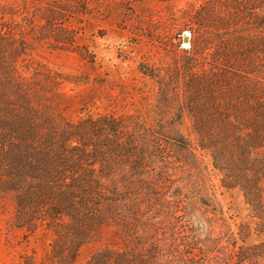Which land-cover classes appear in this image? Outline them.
Returning a JSON list of instances; mask_svg holds the SVG:
<instances>
[{"label": "trees", "instance_id": "16d2710c", "mask_svg": "<svg viewBox=\"0 0 264 264\" xmlns=\"http://www.w3.org/2000/svg\"><path fill=\"white\" fill-rule=\"evenodd\" d=\"M79 1L69 0L68 8ZM38 2L27 17L0 3V199L10 196L15 224L48 230L58 264H74L88 246L95 248L82 264H201L200 254L202 264L263 262L264 0H205L172 12L174 38L187 31L190 42L170 68L140 65L157 84L154 115L113 112L68 121L47 97L56 93L44 81H59L21 69L27 34L75 50L77 31L63 17L67 5L41 15ZM79 53L96 63L95 54ZM200 151L210 153L223 186L242 191L256 225H239L241 244L219 242V210L200 197L206 214L179 232H191L198 254H185L184 245L172 253L157 210L191 204L177 168L195 167ZM253 229L261 240L247 243Z\"/></svg>", "mask_w": 264, "mask_h": 264}, {"label": "rangeland", "instance_id": "374dc122", "mask_svg": "<svg viewBox=\"0 0 264 264\" xmlns=\"http://www.w3.org/2000/svg\"><path fill=\"white\" fill-rule=\"evenodd\" d=\"M205 0H174L172 3L158 0H81L76 7L68 8L69 0H41V15L54 6L67 5L68 12L63 14L68 25L77 31L75 50L56 49L51 40L36 41L30 34L26 37L30 43L29 54L21 61V69L40 72L42 77H55L57 82H48L52 92L47 97L54 98L55 110L65 120H78L80 117L99 113H147L154 115L158 94L156 82L143 73L140 65L148 69L170 68L171 62L178 61L180 51L189 45L183 40L189 36L185 31L181 39H175L171 32L172 12L182 9L188 3H202ZM17 6L23 15H29L38 0H0ZM80 8V9H78ZM85 8H88L86 12ZM28 11V12H27ZM19 18V17H18ZM179 41L182 42L179 46ZM80 52L88 51L96 56V63L84 60ZM163 71V70H160ZM29 73V72H27ZM59 92H67L70 99L62 98ZM167 109V117L172 114ZM139 117V116H138ZM195 167L178 166L181 177L188 182L192 198L187 207L185 202L164 203L160 215V232L163 239L170 243V251L175 253L179 245H184V253L198 254L196 240L190 233L179 234L187 227L192 228L199 216L206 212L199 198H205L209 204L219 210L220 221L216 231L221 228L222 239L219 242L237 244L239 225L248 223L256 225L251 210L242 191L238 187L228 188L222 185L221 173L213 166L209 152L200 151ZM169 190L174 189L170 183ZM165 190H157L162 195ZM167 193V191H166ZM162 203V202H160ZM177 206L178 212H170V206ZM182 206V208H180ZM160 207V206H159ZM187 208L189 214L182 212ZM176 209V210H177ZM181 209V210H180ZM14 204L10 196L0 199V264H58L51 255L52 234L43 228L29 231L15 224ZM174 217V218H173ZM261 237L253 233L246 239L254 243ZM230 244V243H229ZM95 248L84 247L74 264H82L86 256ZM198 263H203V256H196ZM235 258L230 264H236ZM260 264H264V261Z\"/></svg>", "mask_w": 264, "mask_h": 264}, {"label": "water", "instance_id": "95a60500", "mask_svg": "<svg viewBox=\"0 0 264 264\" xmlns=\"http://www.w3.org/2000/svg\"><path fill=\"white\" fill-rule=\"evenodd\" d=\"M183 40H184L185 42H188V41H190V37L186 35V36H184Z\"/></svg>", "mask_w": 264, "mask_h": 264}]
</instances>
